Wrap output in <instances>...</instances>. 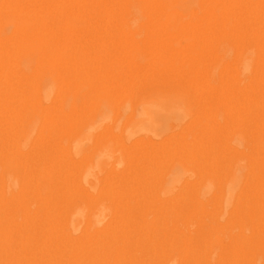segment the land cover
Instances as JSON below:
<instances>
[{
  "label": "bare ground",
  "instance_id": "bare-ground-1",
  "mask_svg": "<svg viewBox=\"0 0 264 264\" xmlns=\"http://www.w3.org/2000/svg\"><path fill=\"white\" fill-rule=\"evenodd\" d=\"M0 264H264V0H0Z\"/></svg>",
  "mask_w": 264,
  "mask_h": 264
}]
</instances>
